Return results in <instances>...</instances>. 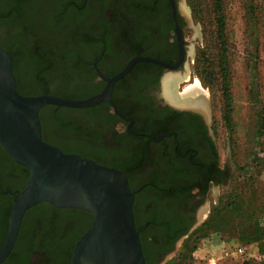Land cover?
<instances>
[{"label": "flooded vegetation", "instance_id": "flooded-vegetation-1", "mask_svg": "<svg viewBox=\"0 0 264 264\" xmlns=\"http://www.w3.org/2000/svg\"><path fill=\"white\" fill-rule=\"evenodd\" d=\"M186 15L183 0H0V26H7L0 44L12 56L21 94L83 99L109 89L108 99L89 107L52 105L75 127L65 131L53 124L49 134L59 142L42 129L44 105L39 111L42 136L64 152L126 173L149 261L171 255L214 189L232 176L230 166L220 163L208 128L205 93L192 84L180 90L189 58ZM53 25L58 33L67 26L77 33L60 34V44L53 46L45 27ZM31 39L38 42L35 47L28 44ZM34 51L39 57L33 58ZM45 81L85 89L75 94L28 90ZM22 85L27 89L21 90ZM74 111L81 119L66 116ZM71 140L85 148H66L63 143ZM27 170L0 145V246ZM91 221L92 214L81 209L36 204L25 211L12 249L0 264H71L74 245Z\"/></svg>", "mask_w": 264, "mask_h": 264}, {"label": "rangeland", "instance_id": "rangeland-1", "mask_svg": "<svg viewBox=\"0 0 264 264\" xmlns=\"http://www.w3.org/2000/svg\"><path fill=\"white\" fill-rule=\"evenodd\" d=\"M183 4L187 10L185 37L189 58L180 90L192 84L205 93L208 128L219 161L230 166L232 176L224 187L214 189L197 222L180 238L171 255L157 264H236L235 260L241 262L245 254L235 252L237 245L230 233L233 228L237 231L241 212L251 214L245 222L249 229L254 216L264 226V0H183ZM45 27L53 46L60 44V34L70 37L77 33L69 26L60 33L54 25ZM5 29L7 26H0L1 36ZM28 44L35 47L38 42L31 39ZM69 45L63 44L60 50L66 52ZM39 55L37 51L33 58ZM20 71L21 65L18 80ZM54 75H58L57 71ZM20 89L27 88L22 85ZM83 89L81 85L74 88L46 81L28 88L58 94H75ZM66 116L77 120L82 117L77 111ZM41 120L46 135L58 142V137L49 134L53 124L65 131L75 128L68 119L62 120L52 105L42 109ZM63 145L85 148L75 140ZM242 197L247 206L239 204Z\"/></svg>", "mask_w": 264, "mask_h": 264}, {"label": "water", "instance_id": "water-1", "mask_svg": "<svg viewBox=\"0 0 264 264\" xmlns=\"http://www.w3.org/2000/svg\"><path fill=\"white\" fill-rule=\"evenodd\" d=\"M108 93L106 89L83 99L21 94L12 56L0 44V145L29 172L25 186L13 198L0 262L12 249L25 211L46 202L92 214L89 228L74 245L71 264H145L126 173L64 152L42 136L39 111L44 105L89 107L108 99Z\"/></svg>", "mask_w": 264, "mask_h": 264}, {"label": "trees", "instance_id": "trees-1", "mask_svg": "<svg viewBox=\"0 0 264 264\" xmlns=\"http://www.w3.org/2000/svg\"><path fill=\"white\" fill-rule=\"evenodd\" d=\"M27 174H28V170H27ZM239 199H240L239 200L240 205L247 206L243 202L245 197H242ZM243 211H245V212H243ZM243 211L241 212L239 221L237 223L238 224L237 231H235L236 228H233L235 232L233 231V233H230L231 239H232L233 235H236L238 241L241 244H246V245L250 244L252 242H262L260 244V252L264 254V242H263V240H264V226H262L258 222L257 218H255V216H254V224H252V228L249 229L247 226H245V222H246V219L251 216V214H249L248 211H246V210H243ZM239 212H240V210H239ZM137 230H139V229L137 228ZM140 241H141V237H140ZM141 246H142V252H143V255L145 258V264H157L159 261H149L147 259L146 249L144 248L142 243H141ZM242 264H254V263L251 261L245 260Z\"/></svg>", "mask_w": 264, "mask_h": 264}, {"label": "crops", "instance_id": "crops-1", "mask_svg": "<svg viewBox=\"0 0 264 264\" xmlns=\"http://www.w3.org/2000/svg\"><path fill=\"white\" fill-rule=\"evenodd\" d=\"M233 241L236 242L237 248H241L242 249V254H245V256L243 257V261L241 260H235L236 264H242L245 260L247 261H251L254 264H264V254L260 252V244L262 242H252L250 244H241L236 235H233L232 237ZM264 242V240H263ZM239 245V246H238ZM234 254H236L235 252H233Z\"/></svg>", "mask_w": 264, "mask_h": 264}, {"label": "built area", "instance_id": "built-area-1", "mask_svg": "<svg viewBox=\"0 0 264 264\" xmlns=\"http://www.w3.org/2000/svg\"><path fill=\"white\" fill-rule=\"evenodd\" d=\"M235 252L236 253H242V249L238 247Z\"/></svg>", "mask_w": 264, "mask_h": 264}, {"label": "bare ground", "instance_id": "bare-ground-1", "mask_svg": "<svg viewBox=\"0 0 264 264\" xmlns=\"http://www.w3.org/2000/svg\"><path fill=\"white\" fill-rule=\"evenodd\" d=\"M197 89V88H196ZM192 94H193V91H192ZM188 95V94H187ZM192 96V95H191ZM185 97V96H184ZM198 102H200V101H198Z\"/></svg>", "mask_w": 264, "mask_h": 264}]
</instances>
